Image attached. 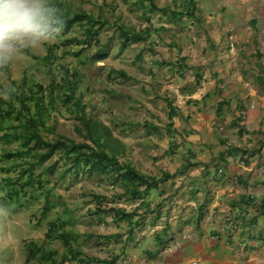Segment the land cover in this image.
Wrapping results in <instances>:
<instances>
[{"label":"trees","instance_id":"obj_1","mask_svg":"<svg viewBox=\"0 0 264 264\" xmlns=\"http://www.w3.org/2000/svg\"><path fill=\"white\" fill-rule=\"evenodd\" d=\"M196 1L185 0L189 6L176 10L168 5L159 6L156 0H125L140 9L147 23L152 22L156 13L169 20L177 18L179 22L191 19L196 13ZM46 2L55 12V23L50 34L56 31L65 38L73 31L78 32L77 36L66 38L63 43L80 47L73 54L75 57L80 58L94 44H101L100 36L103 29L109 26V20L85 9H74L66 1ZM117 27L122 48L145 42L151 37L150 29L139 31L121 23ZM58 48L56 43L47 44L41 57L28 47L23 48L28 56L45 66V73L49 77L47 84L35 80L29 82V72H26L20 81L11 80L8 85H0V205L5 209L29 210L37 204L39 214H31L32 219L36 217L34 227L41 228L46 222L43 241L32 238L23 241L24 264H124L128 244L135 242L136 236L143 231L147 216L150 215L154 225L163 217V204L158 202L152 205V192L163 195L164 191L160 188L166 182L184 175L188 167L196 163H191L188 158L187 167L176 173L165 171L161 175L139 170L130 158L124 157L127 154L126 144L114 135L112 128L88 113L87 105L78 95L81 83L78 72L57 63ZM107 57L108 48L104 47L91 51L89 56L94 63ZM83 60L85 57L80 61ZM117 72L120 77L131 79L124 71ZM199 79L196 77L197 83ZM228 103L227 100L218 103L217 116L223 115ZM169 105V124L172 126L178 111L171 102ZM242 108L238 107V110ZM64 112L79 122L76 128L81 140L59 133V115ZM236 119L232 120L233 127H236ZM238 134H243L241 128ZM260 136V147L254 148V153L264 147V132H260ZM174 145H169L170 154L178 151ZM242 152L246 153L247 150L233 146L222 151L218 159L225 161L227 157ZM82 178L97 180L100 186L114 189V193L109 197L84 188L81 203L75 205L68 201L64 192ZM116 189L121 191L116 192ZM116 199H125L137 205L127 210L114 205ZM240 202L247 206L243 208L245 215L242 216V211L239 215L244 225L253 226L258 223L259 217L264 216V200L242 197ZM249 207L255 209L256 213L252 216L246 213ZM50 215L53 217L49 218ZM203 217L204 214H198L191 222L199 225ZM108 218L115 226L125 223L126 231L98 234L81 231L78 227L79 223L100 225L109 222ZM186 222L184 224L189 225ZM172 232V222L167 220L160 231L154 232V250L143 249V254L154 257L165 250L173 240ZM86 241L103 243L108 247L114 244L121 251L117 252L114 247L113 253L107 257L89 255L83 248Z\"/></svg>","mask_w":264,"mask_h":264},{"label":"crops","instance_id":"obj_2","mask_svg":"<svg viewBox=\"0 0 264 264\" xmlns=\"http://www.w3.org/2000/svg\"><path fill=\"white\" fill-rule=\"evenodd\" d=\"M191 19H201L207 28L198 41L193 38L192 51L181 53L175 63L180 93L178 156L182 157L178 171L187 167L188 158L196 164L186 168L178 181L166 182L160 188L164 194L152 204H163L175 234L162 251L168 262L151 264H264V216L253 226L244 225L239 217L247 207L240 202L242 197L264 200V147L252 151L259 149L264 132V55L259 48L264 45V0H197ZM168 23L175 25L178 19ZM193 82L195 88L190 90ZM223 100L229 103L224 116H217L216 107ZM225 115H230L229 125L239 117L242 135L239 128L221 132ZM233 146L247 152L220 161L221 152ZM246 210L248 216L256 213L252 207ZM198 214L204 217L196 225L191 220ZM163 221L159 229L166 224ZM178 221L189 225L177 229ZM8 255L1 258L11 263L12 253Z\"/></svg>","mask_w":264,"mask_h":264},{"label":"rangeland","instance_id":"obj_3","mask_svg":"<svg viewBox=\"0 0 264 264\" xmlns=\"http://www.w3.org/2000/svg\"><path fill=\"white\" fill-rule=\"evenodd\" d=\"M183 1L156 0L160 6L168 5L178 9L183 7ZM198 1L209 2V0ZM217 1L223 3V0ZM231 1L236 2L237 0ZM66 2L75 9H85L94 14H101L110 20L109 26L103 29L100 36L101 45L94 44L92 49L87 50L83 56L75 57L73 54L80 47L71 45L69 42L63 44L66 38L78 35V32L73 31L65 38L60 37L57 33H52L47 37V40L44 39L36 45L28 46V48L36 56L41 57L45 53L47 44H58L57 63L78 71L81 80L78 95L87 105L88 113L94 119L110 126L114 135L126 144L127 154L124 157L130 158L139 170L151 175H161L165 171L175 173L178 171V163L182 160V157L178 156V151L175 154H170L168 151L170 144L175 143L174 148H178L180 145L178 142V117L173 119L172 126L169 124L168 117L169 101L177 106L178 99H180L178 71L175 63H178L176 59L181 53L188 54L192 51L189 45L194 43L192 42L193 38L196 41L201 38L202 29L207 28L205 23L201 19L199 22L188 19L168 26L170 24L168 20L157 13L153 16L152 23H147L140 9L125 0H66ZM186 6L189 5L186 4L184 8ZM216 14V12L210 13L212 16ZM120 23L134 27L139 31H143L145 28L150 29L152 35L146 42L129 44L122 48L116 27ZM100 46L106 48L109 46L108 57L101 62H91L89 58L91 51L99 50ZM23 48L18 49L9 59L0 63V84L5 85L13 78L19 80L26 72L30 73L27 76L29 82L32 83L35 80L47 84L49 77L45 73V66L28 56ZM259 48L264 55V45H259ZM197 52L200 56V51L197 50ZM83 57L85 60L81 62ZM117 71H124L131 76V79L120 77ZM55 72L58 73L56 69ZM189 87L190 90L194 89V82ZM183 96H185L184 93H182V98ZM64 113L59 115V133L81 140L76 128L79 122L70 114ZM228 116L230 115H225L227 122L220 121L223 134L227 129L232 128L228 124L230 119ZM175 179L178 181V177ZM84 188L88 191L106 194L109 197L114 193V189L100 186L97 180L90 178L78 180L72 184L70 189H64V193L69 202L77 205L81 203V192ZM119 191L121 190L116 189V192ZM158 196V192L153 191L150 198L155 202ZM114 205L132 210L137 203L132 204L125 199H116ZM38 211L37 204L32 206L31 212L38 214ZM28 217L25 211H6L0 205V264H23V241L30 238L39 242L43 241L45 222L43 227L35 228L36 217L33 218V223L31 220L29 222ZM52 217L53 215L50 216V218ZM110 219L108 218L109 222L100 225L79 223L78 227L81 231L98 234L124 233L126 231L125 223L115 226ZM160 221L163 219H158L154 225L150 215L147 216L143 231L136 236V243L129 242L128 244L127 263L168 262L163 253L151 257L142 252L143 249H152L154 232L160 230L157 226L162 225ZM114 247L116 246L113 244L108 247L103 243L88 241L83 244V248L89 255L99 257L110 256ZM116 251H121L119 246L116 247ZM11 253V263L1 258V256L9 258L8 254Z\"/></svg>","mask_w":264,"mask_h":264},{"label":"clouds","instance_id":"obj_4","mask_svg":"<svg viewBox=\"0 0 264 264\" xmlns=\"http://www.w3.org/2000/svg\"><path fill=\"white\" fill-rule=\"evenodd\" d=\"M61 1H66V0H61ZM183 4L184 5L181 9H178V8H173V9L184 10V6L186 5V3L184 2ZM195 4H197V1L195 2ZM95 15L102 16L105 19H107L105 16H103L101 14H95ZM159 16H161V15L159 14ZM164 19L169 20L168 17H165ZM109 22H110V20H109ZM54 23H55V12L51 7L48 6L46 0H0V63H3L5 60L9 59L12 56V54H14L18 49L23 48V47H28L31 45H36L44 39L47 40V37L49 35H51L52 33H57L56 31L55 32L53 31L50 34L52 25ZM117 29H118V27H117ZM146 29L147 28H145L144 30H146ZM118 35H119V32H118ZM151 35H152V31H151ZM96 45H99V44L96 43ZM101 47H104V46H100V48ZM104 48H106V47H104ZM107 48L109 49V46H107ZM99 62H101V61H99ZM72 70H74V69H72ZM11 80H16V79L13 78V79H10V81ZM20 80L21 79H19L17 81H20ZM10 81H8L7 84L5 83V85H8L10 83ZM0 85H4V84L1 83ZM169 102L172 103V101H169ZM173 106H175L177 108V111H178V107L174 104H173ZM169 109H170V105H169ZM222 116H224V113ZM168 117H169V114H168ZM175 117H178V113ZM233 120H235V119H233ZM169 122H170V120H169ZM231 126H232V128H240L239 127L240 126L239 125V119L238 120L236 119V127H233V121H231ZM240 135H242V134H240ZM176 172H178V171H176ZM31 208L29 210L24 209V210H13V211H15V212L25 211L27 213V216H29L28 217L29 222L31 220V222L33 223V219H32L31 214H33L34 212H31ZM10 210H12V209H9V208L6 209V211H10ZM38 214H35V215L37 216ZM168 214L169 213H167V216H165L166 217L165 221H167V219L169 218ZM163 217H164V214H163ZM33 218H35V217H33ZM159 220H161V218ZM165 221H163V223ZM35 222L36 221H34V223ZM172 225H173V222H172ZM43 226H44V224H43ZM184 226H188V225H185L182 222L176 223L177 229H180L181 227H184ZM45 227H46V222H45ZM160 230H157V231H160ZM44 233H45V231H44ZM172 233H173L172 237L174 239V234H175L174 233V225H173V232ZM135 243H136V241H135ZM22 245H23V243H22ZM136 245L138 246V244H136ZM151 247L153 248L154 244ZM153 250H154V248H153ZM160 253H162V251ZM127 257L128 256L125 257L126 261L124 264H130V263H127ZM24 259H25V255L23 256V259H22L23 264H24Z\"/></svg>","mask_w":264,"mask_h":264}]
</instances>
